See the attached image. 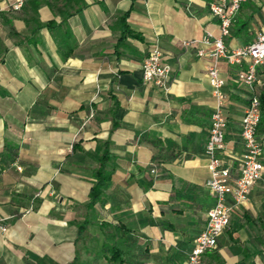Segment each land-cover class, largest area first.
Returning a JSON list of instances; mask_svg holds the SVG:
<instances>
[{
	"label": "crops",
	"instance_id": "crops-1",
	"mask_svg": "<svg viewBox=\"0 0 264 264\" xmlns=\"http://www.w3.org/2000/svg\"><path fill=\"white\" fill-rule=\"evenodd\" d=\"M211 1L0 0V264L73 260L105 147L112 177L98 220L132 230L125 264H185L214 203L204 153L214 100L212 59L182 41L219 34ZM261 29L264 0H248L226 44H249ZM156 43L174 68L167 88L142 81ZM219 66L228 95L221 154L237 173L252 92L240 65ZM258 137L264 164V118ZM203 262L264 264V172Z\"/></svg>",
	"mask_w": 264,
	"mask_h": 264
},
{
	"label": "built area",
	"instance_id": "built-area-1",
	"mask_svg": "<svg viewBox=\"0 0 264 264\" xmlns=\"http://www.w3.org/2000/svg\"><path fill=\"white\" fill-rule=\"evenodd\" d=\"M246 1L248 0H212L210 11L218 17L219 34L214 35L206 31L200 39L182 41L185 48H196L198 55H206L212 59L206 73L214 100L209 136L204 147L211 173L208 186L214 195V203L208 210L207 222L195 239L185 264H204L203 255L217 247L219 236L230 223L232 207L248 200L251 188L262 178L264 172L263 144L258 137L261 99L256 91L258 67L264 63V29L257 33L251 43L236 48L228 47L225 40L231 34L236 17ZM20 6L21 2L15 4L16 8ZM204 45L211 47L206 50ZM222 58L241 66L238 80L252 92L242 117L244 153L237 173L233 172L231 164L226 162L221 154L228 126L227 81L222 77L219 66ZM173 70L172 64L163 59L160 44L156 43L143 61L142 81L167 88Z\"/></svg>",
	"mask_w": 264,
	"mask_h": 264
},
{
	"label": "trees",
	"instance_id": "trees-1",
	"mask_svg": "<svg viewBox=\"0 0 264 264\" xmlns=\"http://www.w3.org/2000/svg\"><path fill=\"white\" fill-rule=\"evenodd\" d=\"M125 19V16H122ZM42 25V24H41ZM46 25L50 26L51 23ZM125 27L127 25L125 24ZM127 32L132 33L130 29ZM261 117L264 118V91L260 95ZM112 154L105 147L99 157V165L94 171V182L89 191V198L85 204L87 214L78 223V244L73 260L69 264H125L127 262L126 249L132 240L131 229L120 220H98L105 208V190L112 177L110 161ZM97 230L92 231V226ZM87 253L91 260L85 259Z\"/></svg>",
	"mask_w": 264,
	"mask_h": 264
},
{
	"label": "rangeland",
	"instance_id": "rangeland-1",
	"mask_svg": "<svg viewBox=\"0 0 264 264\" xmlns=\"http://www.w3.org/2000/svg\"><path fill=\"white\" fill-rule=\"evenodd\" d=\"M97 230V227L94 225L92 226V231L95 232ZM85 259L91 260L87 253L84 252L83 254Z\"/></svg>",
	"mask_w": 264,
	"mask_h": 264
}]
</instances>
